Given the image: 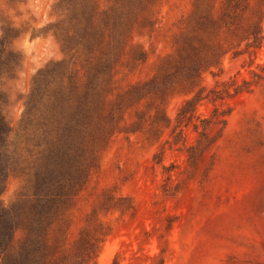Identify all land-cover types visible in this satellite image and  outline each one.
<instances>
[{
  "label": "rangeland",
  "instance_id": "obj_1",
  "mask_svg": "<svg viewBox=\"0 0 264 264\" xmlns=\"http://www.w3.org/2000/svg\"><path fill=\"white\" fill-rule=\"evenodd\" d=\"M226 1L0 0V37L14 26L10 46L22 55L0 78L12 127L0 208L20 207L18 239L32 238L39 173L69 165L59 164L56 126L84 106L106 134H86L74 162L92 151L95 162L44 226L49 240L102 230L96 264H264V36L229 50L194 91L180 87L194 51L224 36L215 19ZM242 2L244 22L263 8L264 34V0ZM59 59H75L69 105L24 122L33 77Z\"/></svg>",
  "mask_w": 264,
  "mask_h": 264
},
{
  "label": "trees",
  "instance_id": "obj_2",
  "mask_svg": "<svg viewBox=\"0 0 264 264\" xmlns=\"http://www.w3.org/2000/svg\"><path fill=\"white\" fill-rule=\"evenodd\" d=\"M243 9L242 0L225 2L222 11L215 19L219 27H224V36L194 51L195 53L187 64L189 73L180 87H185L189 92L194 91L199 84L202 72L205 69L219 66L223 55L229 50L238 52L243 41L249 44L264 36L261 24L263 15H260L263 8H259L255 16L247 22L243 20L245 16ZM78 15L76 16L78 22L83 23L84 19H88L85 11H81ZM10 35H14V26H7L6 35L0 37V78L13 74L22 59L21 53L10 46ZM67 36L72 38V35ZM111 64L110 58H107L102 62L100 70L107 71ZM74 70L75 59L73 62L66 59L51 60L40 68L33 77V85L25 101L22 120L30 121L39 112H50L54 118H58L59 113H64L70 103L68 90L74 87ZM53 80H57L59 90L54 91L56 87L50 88ZM88 95H93L92 91ZM192 98H188V102ZM5 101V93L0 89V192L6 186L12 165V156L8 149L12 127L2 111ZM86 102H89V96L86 97ZM90 117L89 109L80 106L72 118L65 121L66 123L58 128L56 126V131L58 129L66 141V151L64 148L61 150L59 164L64 159L69 165L64 166L57 173L55 169H52L53 166L49 167L46 172L39 173V189L35 193L36 202L31 205V213L34 216L33 219L31 218L32 238L29 242L16 237L20 207L12 204L9 207L0 208V264H96V256L101 249L105 232L99 229L93 232L82 230L73 241L64 245L60 237L49 240V233L44 227L51 223L52 216L61 204L71 198L84 184L89 174L87 167L95 162L94 151H90L92 154L85 163L81 160L80 163L74 162L87 152L86 134L90 137L96 136V139H93L95 143L102 141L106 134L107 129L102 124L100 126V124L89 123ZM80 125H83L84 130H80ZM72 153L75 159L70 157Z\"/></svg>",
  "mask_w": 264,
  "mask_h": 264
}]
</instances>
